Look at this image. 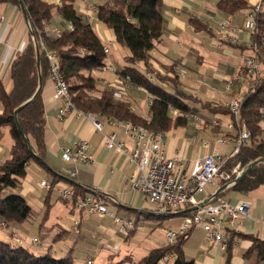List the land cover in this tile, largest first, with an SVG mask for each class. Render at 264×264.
I'll return each mask as SVG.
<instances>
[{
  "label": "crops",
  "instance_id": "1",
  "mask_svg": "<svg viewBox=\"0 0 264 264\" xmlns=\"http://www.w3.org/2000/svg\"><path fill=\"white\" fill-rule=\"evenodd\" d=\"M50 1L60 2V0ZM101 1L76 0V4L79 11L92 22L95 31L107 48V53H109L110 46L114 48V57H109L107 54L110 60L107 57L106 61L108 65L110 63L115 67V74L108 75L107 72L102 70V72L100 70L94 72V75L103 86H114L120 82L117 69L127 65L125 56L128 54L123 52L118 55L119 43L113 30L107 28L97 19L95 8H97V4L102 3ZM219 1L163 0L166 29L150 52V66L152 69L147 71L150 74L160 72L162 75L173 77L174 69L179 76V88L197 97L198 102L194 104L198 110L196 113L207 119L208 125L212 118H228V115L212 113L204 108L202 103L211 102L228 106L232 96L244 87L243 80L236 81L233 89L229 91L226 89V83L229 78L238 77L245 66L246 56L250 51L247 46V48L243 46L251 41L252 36V31L245 27V23L248 15L251 14L252 8L257 4L261 5L263 2V0H247L248 7L235 13H226L219 8ZM0 15L5 16L2 39L0 40V79L7 89H10L12 86L10 75L12 63L24 50L33 34L20 5L12 2L0 3ZM228 15L233 16L234 22L240 29L233 36L224 38L219 34L218 23ZM191 18H198L205 27L197 29L191 22ZM61 20L62 18L59 15H55L52 22L45 25V31L49 32L50 28L56 25L59 27ZM120 55H123L126 64H120L118 61L116 57ZM138 66L144 69L142 64H138ZM155 79L159 82L156 77ZM160 83L169 90L174 88L170 81ZM55 92L54 83L50 78H47L42 87L47 118L45 133L47 145L46 166L39 162H32L28 166V174L19 187L20 193L26 198L29 194L38 193L44 204L52 205V196L56 192V201L63 200L69 203V200L58 193L55 186L51 188L42 185L43 181L52 183L54 174L60 173L61 179L58 182L68 186L77 184L94 189L102 194L99 198L116 215L123 219L135 220L136 224L140 225L142 220L148 218L155 211L146 195L133 189L129 182L136 169L135 164L130 162L126 152L109 149L104 143L106 133H116L117 139L125 141L130 147L133 146L132 139L126 133L124 127L116 122H108L105 117H98V120L104 126V131L97 130L93 120L86 112L76 108L68 109L67 101L64 98L55 97ZM124 99L131 103L132 109L136 113L146 119L150 117L145 91H140L136 86H131ZM2 111L3 104L0 100V113ZM171 114L175 116L173 111H171ZM196 124L200 128H196ZM207 124H199L194 120H188L187 125L183 126L184 136H173L171 139L167 134L168 131H166L164 147L167 154L169 156H182L186 164L190 165L197 156L213 152L216 143L209 147L206 145L208 141H205L203 145L196 149L193 144L194 141H190L192 138V140H196V136L202 130L207 129L205 127ZM82 139H87L92 145L95 161L91 163L64 161L62 148L70 147L73 143ZM13 145L14 139L10 127L0 128V165L10 157ZM227 146H230V151L225 148ZM231 150V143L219 147V151L223 154H229ZM74 169L78 172L74 177H70V172ZM39 178L41 179L38 180ZM217 181L207 186L206 192L201 195L202 198L213 195L223 188L224 184L219 176ZM219 196L234 202L249 200L253 203L249 215L242 217L235 229L226 231L224 234L227 241L230 232L234 231L232 234L234 240L231 264H264V260L257 259L256 253L247 255L252 241L250 238L243 236L254 235L264 238V184L248 192L226 189ZM58 217H60L59 214L56 215L51 224L41 222L38 225L40 234L34 236L39 237L40 242L38 244L34 245L27 242L37 246L34 248L36 252L51 250L54 255L64 256L70 250H73L75 260L78 259V262L81 261L82 264L88 260L95 263L111 264L127 256L107 246L106 240L115 238V233L112 231L115 226L119 228L118 233L123 232L125 234H132L136 228L131 231H123L112 217H99L95 214L85 215L72 205L68 207L65 219H59ZM72 217L82 218L77 228L74 227ZM91 217L96 218V221H92ZM25 222L0 229V239L12 241L14 236L22 239L28 238L25 236H28L30 232ZM165 229L163 228V231ZM150 250L148 249L145 255ZM184 252L187 259L194 260L195 264H225L226 262L227 253L225 250L218 243L211 241L201 227L192 229L185 242ZM140 259H134L133 261L138 262ZM172 260L173 257H168L167 263L164 264H168V261Z\"/></svg>",
  "mask_w": 264,
  "mask_h": 264
},
{
  "label": "trees",
  "instance_id": "2",
  "mask_svg": "<svg viewBox=\"0 0 264 264\" xmlns=\"http://www.w3.org/2000/svg\"><path fill=\"white\" fill-rule=\"evenodd\" d=\"M3 2L24 6L33 36L12 63L10 89H7L0 79V100L3 104V111L0 113V128L9 126L14 139L10 157L0 165V220L6 223V227L0 226V229L32 219L33 209L27 198L20 193L19 187L27 176L28 166L32 162H39L46 166L47 118L42 87L50 76L51 62L41 40L46 48L56 52L59 72L68 85L69 96L74 107L83 112L93 113L97 119L99 116L111 117L131 121L154 131L166 132L174 127L187 125L189 120L180 115L173 116L171 114L173 109L187 113L198 111L192 103L198 102L197 97L179 88V76L174 69L173 77L162 75L160 72L151 73L152 75L147 72L152 69L150 52L166 29L163 0H107L97 4L96 11L97 19L113 30L121 46L129 49L130 53L125 56L127 65L117 69L119 77L130 78L132 86L140 85L154 96V101L149 106L150 117L148 119L136 113L131 103L124 99L125 97L117 98L113 86H103L94 75L95 71L103 70L107 65L108 53L90 19L79 11L76 0H60V2L0 0V3ZM218 6L226 13H235L248 7V1L220 0ZM251 13L255 19V27L251 30V42L259 47V65L264 70V0L259 10L256 11L254 6ZM55 15L62 18L61 24L57 26L61 30L59 35H51L45 31V25L51 23ZM191 22L197 29L205 27L198 18H191ZM245 27L247 28L246 23ZM35 41L40 49L39 64ZM246 46L245 44L243 47L247 48ZM137 64H142L144 69ZM167 81L172 82L173 90L167 89L160 83ZM23 104L24 106L16 115L15 111ZM202 105L212 113L232 115L234 118L228 106L211 102H204ZM263 110L264 78L257 82L254 89L245 94L240 118L250 130L251 138L241 145L238 153L229 157L223 164L222 169L226 172L231 173L237 165L244 169L252 162L264 159ZM207 126L208 124L205 127ZM214 130L220 131L221 127H214ZM237 133L238 131H230L229 135L237 136ZM59 175L60 173L54 174L51 188L61 179ZM234 179H236L235 174L229 181L222 180V182L225 185ZM263 184L264 161L255 164L239 182L223 189L218 195H222L226 189L248 192ZM71 187L73 195L69 201L72 205L78 196H85L88 193H94L98 197L102 196L94 189L81 185L72 184ZM189 214L191 212L165 215L185 216ZM193 228L178 235L174 242L151 249L138 262H134L132 256L127 255L111 264H161L164 257H173L168 264H195L194 260L187 259L184 252L185 242ZM230 233L225 249L227 253L225 264H231L232 258L234 231ZM243 236L252 241L247 255L256 253L258 260H264V238L254 235ZM30 242L38 244L40 239L38 242H33L31 239ZM31 243H26L17 236H14L12 241L0 239V264H76L73 250L64 256H58L54 255L51 250L36 252L31 249ZM84 264L101 263L88 260Z\"/></svg>",
  "mask_w": 264,
  "mask_h": 264
},
{
  "label": "built area",
  "instance_id": "3",
  "mask_svg": "<svg viewBox=\"0 0 264 264\" xmlns=\"http://www.w3.org/2000/svg\"><path fill=\"white\" fill-rule=\"evenodd\" d=\"M88 1V0H85ZM260 4L255 5V10L260 9ZM97 11V8H95ZM5 23V16L0 15V40L2 39V29ZM219 34L224 38L233 36L240 27L234 22L233 16L228 15L218 23ZM246 26L252 30L255 27V19L251 13L247 19ZM71 28L72 25H71ZM54 34L59 35L61 30L54 29ZM47 56L51 62L49 78L55 85V97L64 98L67 101L68 109L75 108L71 102L68 85L59 72L56 52L46 48L41 40ZM250 53L246 56L244 69L238 77H231L227 80L226 89L231 91L236 81L244 82L243 88L232 96L228 103L232 115L228 118L214 117L209 124L212 127H221L227 132L238 131L237 136H227L223 134L217 141L213 152L203 156H197L187 165L182 156H169L164 147V131H154L143 125L125 121L121 119L107 118L110 123L116 122L124 127L126 133L133 141L130 147L125 141L118 140L116 133H106L104 143L109 149H115L119 152H126L131 163L135 164V171L131 175L129 182L133 189L141 191L153 207V210L163 214H174L180 210L196 207L190 211L191 214L183 216V221L177 229H165L166 237L169 243L174 242L176 237L187 231L191 227H201L207 237L214 243H218L223 250L226 249L227 241L224 234L226 231L235 229L242 217L249 215L252 201L241 200L234 202L219 195H210L202 198L201 195L206 192V187L211 184L215 177L220 176L224 181H229L233 174L239 176L242 170L239 165L235 166L231 173L223 172L222 166L226 160L239 152L241 145L247 143L251 138V132L245 122L240 118L241 105L245 94L254 89L257 82L264 78V70L259 65L258 56L259 47L247 43ZM107 51V48H106ZM103 69H111L116 72L113 65H105ZM120 82L113 86L114 94L117 98H124L128 89L132 86L130 78H119ZM153 80V77L150 76ZM136 88L145 91L147 103L150 106L154 101V96L147 92L142 86ZM175 116H182L189 120H194L199 124H207L208 121L197 113L182 112L178 109L172 110ZM97 130L103 132L104 126L91 113L86 112ZM264 118V110L262 112ZM232 144V150L229 154H223L219 151L221 145ZM206 145H208L206 143ZM62 158L66 162L91 163L95 161L92 151V145L87 139L78 140L70 147L62 148ZM74 169L70 172V177L77 174ZM42 185L51 187V183L43 181ZM55 187L58 193L66 199H72V187L58 182ZM75 207L84 214H95L99 217H112L123 231H131L137 228L135 220H127L116 215L107 204L94 193H88L85 196H78L74 200ZM74 227L77 228L82 218L72 217ZM0 226L6 227V223L0 220ZM21 242L20 239H17ZM33 242L39 239L34 237ZM168 257L161 260V264L166 263Z\"/></svg>",
  "mask_w": 264,
  "mask_h": 264
},
{
  "label": "rangeland",
  "instance_id": "4",
  "mask_svg": "<svg viewBox=\"0 0 264 264\" xmlns=\"http://www.w3.org/2000/svg\"><path fill=\"white\" fill-rule=\"evenodd\" d=\"M104 1H107V0H104ZM101 2H103V0ZM56 28H58L57 25L50 28V31L48 33L53 35L54 34L53 31H55L54 29ZM113 51H114V48L110 46L109 53H108L109 57H112V56L114 57ZM123 52L125 54H129V49L119 44L118 55L122 54ZM109 57L108 59L110 60ZM116 58L118 59L120 64L121 63L126 64L125 61L123 60V55H120ZM102 71L107 72L108 75L113 74V73L115 74V72H113L111 69H103ZM192 103L195 104L196 102H192ZM195 127L200 128L199 125L197 124ZM184 133H185V130L183 126L174 127L167 132L170 139L173 136H184ZM223 134L230 136L229 132H227L225 129L221 128L220 131H217V130L215 131L214 127H212V125L209 124L206 130H202L201 133L196 136L197 138L196 140H192L193 138L192 139L188 138V139H190V141H194L193 144L195 148L197 149L200 147V145H203L205 141H208L207 146L209 147L212 145H215L216 141ZM225 148H228L230 151V146H227ZM222 171L226 172L223 169ZM45 176H46V173H45ZM219 178L221 179L220 176ZM40 179L41 178H39L38 180ZM217 179H218V176L214 178L213 182L214 183L218 182ZM55 196H56V192H54L52 196V202H53L52 205L44 204L42 199L39 197L38 193L29 194L27 196V200L33 209V215L30 221L26 220L25 222L26 225H28L29 227L30 233L28 236H25L28 238H24L23 239L24 242L26 243L30 242L31 239L29 238L33 239L34 236L40 234L38 225L41 222H44V223L46 222V224H51L52 221L55 220V217L57 214L60 215V217H58L59 219L60 218L65 219L66 211H68V207L72 205V203L70 202L66 203L63 200L56 201ZM72 206L75 207V205H72ZM85 215H88V214H85ZM91 219L92 221L94 220L96 221V218L91 217ZM91 219H89V221H91ZM182 221H183V216L181 215H165L163 213L153 212V214L149 215L148 218L141 221L140 225L136 228V230L132 234H125L123 232L118 233L119 228L117 226L113 227L112 231H114L115 233V238L109 239L108 241L106 240V242L110 244V245L107 244V246H110L114 251H120L122 255H125V254L130 255L132 256L133 260L134 259L136 260L138 258H142L146 254V251L148 249L161 247L165 244H168L169 240L166 237V234L164 233L163 228L177 229L181 225ZM34 245H30L31 249H34L35 247H37ZM75 263L82 264L81 261L78 262V259L75 261Z\"/></svg>",
  "mask_w": 264,
  "mask_h": 264
},
{
  "label": "water",
  "instance_id": "5",
  "mask_svg": "<svg viewBox=\"0 0 264 264\" xmlns=\"http://www.w3.org/2000/svg\"><path fill=\"white\" fill-rule=\"evenodd\" d=\"M21 8H22V11L24 12V14H25V16H26V18H27V14H26V10H25V8H24V6L21 4ZM27 20H28V18H27ZM35 46H36V53H37V58H38V64L40 63V49H39V45H38V43L35 41ZM25 104V103H24ZM24 104L23 105H21L16 111H15V114L17 115V113L19 112V110L24 106ZM17 123H18V121H17ZM26 141H27V139H26ZM262 161H264V159H259V160H256V161H254V162H252L250 165H248L247 167H245L243 170H242V173L239 175V176H237L236 177V179H234L233 181H231V182H229V183H227V184H225L224 186H223V188L221 189V190H223L224 188H226V187H230V186H232V185H234L235 183H237V182H239L250 170H251V168L255 165V164H257V163H259V162H262ZM220 190V191H221ZM220 191H218L217 193H215V195H218V193L220 192ZM196 207H192V208H188V209H184V210H182V211H178L177 213H175V214H183V213H186V212H190V211H192V210H194Z\"/></svg>",
  "mask_w": 264,
  "mask_h": 264
}]
</instances>
